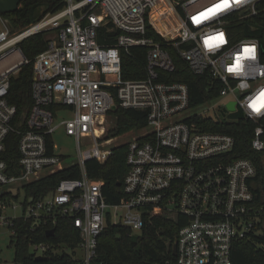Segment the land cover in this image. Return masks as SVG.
<instances>
[{
  "label": "built area",
  "instance_id": "built-area-1",
  "mask_svg": "<svg viewBox=\"0 0 264 264\" xmlns=\"http://www.w3.org/2000/svg\"><path fill=\"white\" fill-rule=\"evenodd\" d=\"M64 1L63 8L16 32L0 13V219L13 226L18 217L7 219L8 199L18 198L42 172L62 168L63 155L56 152L53 136L63 127L77 140L81 176L62 179L38 200L25 192L28 200L20 217L45 224L48 219L56 223L59 215L72 217L80 230L83 261L91 264L110 220L138 232L147 216L167 213L186 218L176 242L178 264H234V243L261 231L264 204H258L253 189L257 167L250 158L232 157L233 135L207 129L195 119L211 115H188L193 108L189 85L168 81L161 72L177 68L168 50L173 47L194 73H209L222 85L216 98L221 112L214 116L241 109L256 123L252 147L264 152V107H251L264 93L260 42L235 40L228 29L262 13L263 0ZM214 5L221 8L194 20ZM108 23L119 31L111 46L100 44L97 37L99 27ZM150 27L162 39L149 36ZM43 32L48 33V46L28 58L22 42ZM221 34L222 42L215 39ZM134 46L147 50V75L141 79L123 75L122 50ZM244 48L251 50V57L238 66ZM14 54L18 58L2 66ZM28 64L33 65V103L20 118L10 91L13 79ZM231 101L234 111L227 108ZM118 104L147 110L148 118L127 143L124 196L111 204L103 181L89 176L86 163H105L111 156L113 148H106L102 137ZM67 110L72 115L55 124L56 114ZM11 135L19 137L17 163L1 157ZM83 142L91 145L82 149ZM49 194L52 198L46 199ZM49 247L31 245L36 256L46 255Z\"/></svg>",
  "mask_w": 264,
  "mask_h": 264
},
{
  "label": "trees",
  "instance_id": "trees-1",
  "mask_svg": "<svg viewBox=\"0 0 264 264\" xmlns=\"http://www.w3.org/2000/svg\"><path fill=\"white\" fill-rule=\"evenodd\" d=\"M65 6L64 0H23L19 8L5 14L10 21L12 32H16L39 20L48 12H55ZM41 7L44 13L38 15ZM262 13L244 22L233 23L228 29L235 40L245 38L258 39L261 46V58L264 61V0L259 4ZM159 7L155 8V12ZM47 32L39 33L22 42L21 51L30 59L48 46ZM119 31L113 30L111 23L98 29V42L105 46L116 43ZM148 35L157 40L162 37L151 29ZM175 63L176 70L172 73L161 72L168 81L185 82L190 88L191 106L196 107L216 99L222 88L218 80L209 73H194L173 47H168ZM123 75L128 79H141L147 75V50L134 46L122 50ZM33 65L24 66L13 79L10 100L18 107V116H26L33 103ZM113 114L117 115L121 129L127 126L141 128L147 124L148 112L143 109L123 108L118 104ZM224 116H201L195 118L201 121L207 129L223 131L235 138V146L231 152L233 158H250L257 167L254 179V191L258 204H264V152L252 147L253 130L256 123L245 118L243 111L238 109ZM19 137L11 135L7 140V151L1 157L9 163H17L19 159ZM51 143V142H50ZM51 145V144H50ZM128 144L113 147V152L105 163L96 159L87 161L86 167L90 177L101 179L104 183L103 192L111 204L120 202L124 196L122 183L128 172L126 162ZM81 169L77 163L66 166L41 176L24 187L25 192L38 200L54 191L60 181L66 178H79ZM121 182V184H118ZM17 199V196H15ZM28 199H26L27 201ZM26 204V203H25ZM186 218L175 217L163 213L149 215L141 231L134 232L118 223L108 222L99 236L97 254L91 264H178L177 255L173 254V246L178 240L179 229ZM11 243H14V261L16 264H85L83 258L75 257L76 249L80 248V230L74 219L59 215L56 223H34L33 219L18 217L14 219ZM55 229V234L48 236L47 232ZM261 231L251 237L237 240L232 249L234 264H264V217L260 224ZM33 243H47L50 247L46 259H36L32 252ZM70 249L73 254H70Z\"/></svg>",
  "mask_w": 264,
  "mask_h": 264
},
{
  "label": "rangeland",
  "instance_id": "rangeland-1",
  "mask_svg": "<svg viewBox=\"0 0 264 264\" xmlns=\"http://www.w3.org/2000/svg\"><path fill=\"white\" fill-rule=\"evenodd\" d=\"M45 7H41L38 11V15L44 13ZM154 24H157L158 21L154 20ZM177 24V22H175ZM18 58L17 54H14L7 58L2 66L9 65L13 60ZM221 102V100H219ZM220 102H218V99L215 101L199 105L197 107H193L189 109L187 112L188 115H196V114H204V115H216V113L221 112V106L219 105ZM72 115L71 111H62L60 113L56 114L55 118V124H58L63 120L64 118L70 117ZM107 121L104 125V127L107 128L106 133L102 137V141L105 142L106 148H113L117 145L127 144L130 139H132L133 136L137 135L140 132L141 128H135L131 126L123 127L120 131L121 125L118 123L117 115L111 114L108 116ZM97 132L99 131V128H97ZM54 144H55V150L58 154L63 155V160L61 162V166L66 167L70 166L74 163H78L80 161L79 158V150H78V144L77 140L74 136L69 135L66 133L65 129L63 127L58 128L57 131L54 133ZM91 144H88V142H83L82 149L87 148ZM60 169V168H56ZM48 173H51L50 170H46L41 173L40 176L46 175ZM52 198V194H49L46 199ZM25 191H21V195L15 200L14 198H9V203L11 205H8L7 208V219L14 218V217H20L23 215L24 208L23 203L25 201ZM16 204V208H13V205ZM111 222V220H110ZM11 235L12 230L8 223H4L3 219H0V264H16L14 261V243H11ZM70 254H73L70 249H67ZM84 251L83 249L77 248L75 257L77 258H83Z\"/></svg>",
  "mask_w": 264,
  "mask_h": 264
},
{
  "label": "water",
  "instance_id": "water-1",
  "mask_svg": "<svg viewBox=\"0 0 264 264\" xmlns=\"http://www.w3.org/2000/svg\"><path fill=\"white\" fill-rule=\"evenodd\" d=\"M23 0H0V13L2 14H8L10 12H13L15 10H17L21 4ZM8 24L9 26H11L10 21L8 20ZM227 108L231 111L236 110V105H235V101H231L227 103ZM118 184H121V182H119ZM43 213H45L43 211ZM55 234V229H51L47 232L48 236L54 235ZM173 254L177 255V243L174 244L173 246ZM47 256L46 255H38L36 256V259H46Z\"/></svg>",
  "mask_w": 264,
  "mask_h": 264
},
{
  "label": "snow or ice",
  "instance_id": "snow-or-ice-1",
  "mask_svg": "<svg viewBox=\"0 0 264 264\" xmlns=\"http://www.w3.org/2000/svg\"><path fill=\"white\" fill-rule=\"evenodd\" d=\"M221 8V5H214L212 8L206 9L205 12L200 13L198 17H194V20H197L199 18H205L208 15L214 14L217 10ZM219 39L220 42H222V34L221 37L215 38ZM259 103L257 101H254L251 105L254 110L259 111L261 107H264V93H261V96L257 98Z\"/></svg>",
  "mask_w": 264,
  "mask_h": 264
},
{
  "label": "clouds",
  "instance_id": "clouds-1",
  "mask_svg": "<svg viewBox=\"0 0 264 264\" xmlns=\"http://www.w3.org/2000/svg\"><path fill=\"white\" fill-rule=\"evenodd\" d=\"M249 57H251V50L249 48H244L241 57H239L237 60L238 66L242 63V60L244 58H249Z\"/></svg>",
  "mask_w": 264,
  "mask_h": 264
},
{
  "label": "bare ground",
  "instance_id": "bare-ground-1",
  "mask_svg": "<svg viewBox=\"0 0 264 264\" xmlns=\"http://www.w3.org/2000/svg\"><path fill=\"white\" fill-rule=\"evenodd\" d=\"M96 131H97V128H96ZM100 131V130H99Z\"/></svg>",
  "mask_w": 264,
  "mask_h": 264
}]
</instances>
